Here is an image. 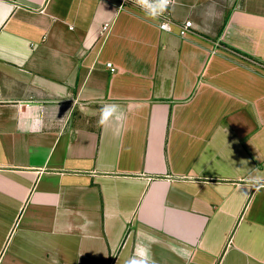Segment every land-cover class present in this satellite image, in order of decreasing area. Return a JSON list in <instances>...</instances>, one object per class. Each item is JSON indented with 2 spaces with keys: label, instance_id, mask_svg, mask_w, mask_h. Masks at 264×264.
I'll list each match as a JSON object with an SVG mask.
<instances>
[{
  "label": "crops",
  "instance_id": "0c3cea01",
  "mask_svg": "<svg viewBox=\"0 0 264 264\" xmlns=\"http://www.w3.org/2000/svg\"><path fill=\"white\" fill-rule=\"evenodd\" d=\"M115 3L0 0V264H264V0Z\"/></svg>",
  "mask_w": 264,
  "mask_h": 264
},
{
  "label": "built area",
  "instance_id": "2783aa9c",
  "mask_svg": "<svg viewBox=\"0 0 264 264\" xmlns=\"http://www.w3.org/2000/svg\"><path fill=\"white\" fill-rule=\"evenodd\" d=\"M175 0H116L115 6L119 12L128 11L137 15H145L149 21L157 26V28L166 34H175L185 38L193 29L190 20L177 23L172 17V7ZM109 28L105 24L102 33H106ZM111 72L114 68L110 64L107 65Z\"/></svg>",
  "mask_w": 264,
  "mask_h": 264
},
{
  "label": "clouds",
  "instance_id": "9594fccd",
  "mask_svg": "<svg viewBox=\"0 0 264 264\" xmlns=\"http://www.w3.org/2000/svg\"><path fill=\"white\" fill-rule=\"evenodd\" d=\"M118 111H119L118 106L115 104H106L103 109L105 116H110L114 113H118ZM130 264H141V262L133 261V262H130ZM143 264H147V261L143 262Z\"/></svg>",
  "mask_w": 264,
  "mask_h": 264
}]
</instances>
